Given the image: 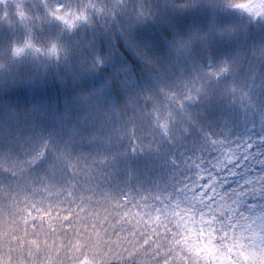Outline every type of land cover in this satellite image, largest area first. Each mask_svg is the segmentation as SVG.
Returning a JSON list of instances; mask_svg holds the SVG:
<instances>
[{
  "label": "clouds",
  "instance_id": "obj_1",
  "mask_svg": "<svg viewBox=\"0 0 264 264\" xmlns=\"http://www.w3.org/2000/svg\"><path fill=\"white\" fill-rule=\"evenodd\" d=\"M0 182L108 192L116 264H264V0H0Z\"/></svg>",
  "mask_w": 264,
  "mask_h": 264
},
{
  "label": "rangeland",
  "instance_id": "obj_2",
  "mask_svg": "<svg viewBox=\"0 0 264 264\" xmlns=\"http://www.w3.org/2000/svg\"><path fill=\"white\" fill-rule=\"evenodd\" d=\"M29 185H31L30 182ZM29 185L26 186L24 182H20L9 197L4 184L0 182V252L6 254L10 247L14 249L15 264H44L45 262V264H62L56 259L66 250L69 256L89 253L95 260L104 262L109 260L107 255L102 257V254L105 253L104 247L108 253L109 243L115 242L117 235L124 236L125 232L121 231L113 238L108 235L99 239L95 235L98 221L110 222V219L102 216L114 212L111 203H115V201L111 199L108 192L104 191L101 194V190H98L94 184L83 183L77 190L78 195L80 196L79 192H85L92 188L93 198L90 202L92 204L89 212L83 213L81 220H77L78 215L75 216L76 209L73 201L75 196L66 188L60 192L62 193L60 196L57 192L54 195V198L60 197L57 205L61 210L50 206L53 210H59L61 213L56 211L50 215V210L45 211V205L40 204L42 202L40 199L52 193L53 189L58 187L57 184L37 182L35 184L38 186L37 191L42 193L37 197L29 195ZM60 187L62 186L59 185V189ZM52 195L53 193L50 196ZM64 198L67 199V204L63 203ZM103 199L105 204L102 202ZM94 207H99L103 211L100 216L96 217ZM22 208L25 209L21 211ZM41 212H44L43 216L37 217ZM85 215L89 219L88 223L82 221L85 220ZM35 220L40 222L37 223ZM60 223L66 230L73 229L66 242L59 239L54 240L56 238L54 227L59 228ZM66 260L69 261L68 258ZM111 260L115 261L114 258Z\"/></svg>",
  "mask_w": 264,
  "mask_h": 264
},
{
  "label": "trees",
  "instance_id": "obj_3",
  "mask_svg": "<svg viewBox=\"0 0 264 264\" xmlns=\"http://www.w3.org/2000/svg\"><path fill=\"white\" fill-rule=\"evenodd\" d=\"M245 163H247V161ZM57 186L58 187H56L55 190L53 189V192H52L53 195L52 196H50L52 194V193H50L48 196L40 199V201H42V202H40V204L45 205V211H49L50 210L49 211L50 215H53L54 212H56V211L59 214L61 213L59 210H53L52 208H50V206H51V207H57V208L60 209V207L57 205L58 202L60 201L59 200L60 197H58L59 199L58 198H54V195L59 193V196H60L62 194L60 192L64 191V187H60V189H59V185H57ZM37 187L38 186H36V185H33V186L29 185V192H30L29 195H32L33 197L34 196L37 197L39 195H42V193H39L37 191L38 190ZM79 187H77L75 190H70V189L66 188L68 191H70V193L72 195H74L76 197V198L74 197L73 201L75 203L74 208L76 209L75 216H76V214L78 215L77 216V220H81V217H82L83 213L89 212L90 207H91L90 205L92 204L90 202L92 201V198H93L92 190H91L92 188L87 189L85 192H79V194H80V196H79L78 193H77V190H78ZM61 189H63V190H61ZM63 201H64L63 203L67 204V199L66 198H64ZM102 202L105 204L104 199H103ZM111 204L114 205L115 203H111ZM24 209L25 208H22L20 210L22 211ZM34 209H37V208H34ZM44 212L39 213L37 217L43 216ZM94 212L96 214V217H98V216L101 215L100 213H102L103 211L99 207H97V208L94 207ZM114 215H115V212L106 214V215H104L102 217H104L106 219H110V222L109 221H102V222L98 221V223H97L98 225L96 224L97 226L95 227V235H97L99 239L100 238H105L108 235H110L111 238H113V236H115L116 234H118L119 232L122 231L120 228L115 226V222L113 220V216ZM84 217H85V220H82V221L88 223L89 219L87 218L86 215ZM36 222L38 223L40 221H36ZM59 225H60V227L57 228V229H56V226L54 227V234H55V237H56V238H54V240L59 239V240H64L66 242L68 236L73 231V229L72 230H66L62 226L63 224L60 223ZM108 228H110V229H108ZM103 251H105V253L102 254V257H106V248L105 247H104ZM38 254H39V252L37 253V255ZM72 255L73 256H69L68 255V251L66 250L56 260L62 262V264H65V263L66 264H116V262L114 260H111V259H109L108 261H105V262L101 261V260H95V258L91 257L89 255V253H87V254H85V253H83V254H72ZM67 258L69 259V261L66 260Z\"/></svg>",
  "mask_w": 264,
  "mask_h": 264
}]
</instances>
